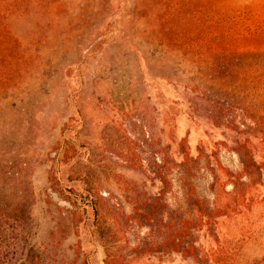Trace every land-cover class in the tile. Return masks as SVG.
<instances>
[{
  "label": "rangeland",
  "instance_id": "obj_1",
  "mask_svg": "<svg viewBox=\"0 0 264 264\" xmlns=\"http://www.w3.org/2000/svg\"><path fill=\"white\" fill-rule=\"evenodd\" d=\"M0 264H264V0H0Z\"/></svg>",
  "mask_w": 264,
  "mask_h": 264
}]
</instances>
